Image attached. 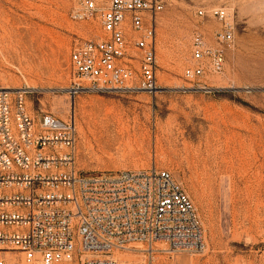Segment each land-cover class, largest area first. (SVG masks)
Listing matches in <instances>:
<instances>
[{
	"label": "rangeland",
	"instance_id": "rangeland-1",
	"mask_svg": "<svg viewBox=\"0 0 264 264\" xmlns=\"http://www.w3.org/2000/svg\"><path fill=\"white\" fill-rule=\"evenodd\" d=\"M77 6L0 0V87L26 89L39 118L74 116L80 169L156 165L174 175L200 216L206 247L164 261L264 264V0H168L157 32V93L81 92L73 100L71 46L99 34L93 20L72 17ZM221 6L235 12L236 45L223 72L197 78L206 87L195 89L183 75L192 34L215 25L196 10ZM6 255L8 264H28L19 251ZM86 256L56 264H83Z\"/></svg>",
	"mask_w": 264,
	"mask_h": 264
},
{
	"label": "built area",
	"instance_id": "built-area-1",
	"mask_svg": "<svg viewBox=\"0 0 264 264\" xmlns=\"http://www.w3.org/2000/svg\"><path fill=\"white\" fill-rule=\"evenodd\" d=\"M77 20H93L95 39L70 49L75 99L81 92L159 89L157 32L168 0H77ZM215 25L196 26L192 64L184 77L221 73L236 45L230 7H201ZM204 23V22H201ZM27 90L0 87V264L11 250L28 264H56L86 254L83 264H120L117 253L141 264H172L162 257L206 247L200 216L182 184L167 169L91 171L79 168L74 116L42 118L27 104ZM129 260H126L127 264Z\"/></svg>",
	"mask_w": 264,
	"mask_h": 264
},
{
	"label": "bare ground",
	"instance_id": "bare-ground-1",
	"mask_svg": "<svg viewBox=\"0 0 264 264\" xmlns=\"http://www.w3.org/2000/svg\"><path fill=\"white\" fill-rule=\"evenodd\" d=\"M1 88H3V87H1ZM6 89H11V88H6ZM15 89H22V90H25V89H23V88H15ZM233 162L234 161H232V163L230 164L231 166H228V167H234L233 166ZM227 167V166H226ZM7 256H9V255H7ZM116 257H117V259L119 260V263L120 264H126L125 263V261H126V259L127 260H129V262L127 263V264H141V260L144 258L141 254H139V253H137V254H135V255H133V256H129V255H125V254H123V253H117V255H116ZM10 259L12 258L11 256L9 257ZM135 261H137L136 263H133V262H135ZM132 262V263H131Z\"/></svg>",
	"mask_w": 264,
	"mask_h": 264
}]
</instances>
